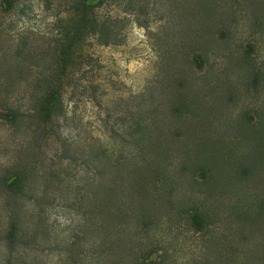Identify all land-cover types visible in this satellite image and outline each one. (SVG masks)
<instances>
[{"label": "rangeland", "instance_id": "1", "mask_svg": "<svg viewBox=\"0 0 264 264\" xmlns=\"http://www.w3.org/2000/svg\"><path fill=\"white\" fill-rule=\"evenodd\" d=\"M24 1L33 10L19 28L63 9ZM146 1L147 24L125 20L119 44L85 48L99 64L100 104L79 100L67 129L102 145L166 148L145 178L161 195L141 232L159 264H264V0ZM9 48L1 34L0 55ZM8 136L0 119V161ZM57 203L48 217L60 231L73 215ZM197 205L199 230L188 217Z\"/></svg>", "mask_w": 264, "mask_h": 264}, {"label": "trees", "instance_id": "2", "mask_svg": "<svg viewBox=\"0 0 264 264\" xmlns=\"http://www.w3.org/2000/svg\"><path fill=\"white\" fill-rule=\"evenodd\" d=\"M42 3L46 10L63 9L52 21L19 28L32 4L0 0V38L10 43L0 55V119L9 135L0 161V264H159L141 232L161 195L145 178L166 148L102 145L74 135L77 127L67 129L70 120L80 121L79 100L100 104L93 80L99 64L85 48L119 44L125 20L147 24L149 2ZM166 14L154 18L160 24ZM55 200L73 215L60 231L48 217ZM188 217L194 229L206 223L200 205Z\"/></svg>", "mask_w": 264, "mask_h": 264}]
</instances>
